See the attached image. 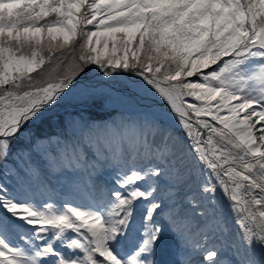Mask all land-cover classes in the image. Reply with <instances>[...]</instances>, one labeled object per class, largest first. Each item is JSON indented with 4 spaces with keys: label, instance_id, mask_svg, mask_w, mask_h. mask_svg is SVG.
Wrapping results in <instances>:
<instances>
[{
    "label": "snow or ice",
    "instance_id": "1",
    "mask_svg": "<svg viewBox=\"0 0 264 264\" xmlns=\"http://www.w3.org/2000/svg\"><path fill=\"white\" fill-rule=\"evenodd\" d=\"M90 65L111 99L144 101L143 119L26 137L96 94ZM22 138L52 172L87 173L89 203L41 199L38 166L8 167ZM101 139L119 150L90 152ZM218 192L239 230L231 261L213 243L230 232ZM170 238L199 264H264V0H0V264H165Z\"/></svg>",
    "mask_w": 264,
    "mask_h": 264
},
{
    "label": "rangeland",
    "instance_id": "2",
    "mask_svg": "<svg viewBox=\"0 0 264 264\" xmlns=\"http://www.w3.org/2000/svg\"><path fill=\"white\" fill-rule=\"evenodd\" d=\"M89 68L91 69V71H89L88 69H86L87 79L89 78L88 80H92V81H96V82H100V81H103V80L110 81L109 79L105 78L102 75V73L97 69V67L95 65H90ZM82 75H84V74L82 73ZM98 94H99V92H96V94L92 97V99H91L92 102H95L96 98H98V97L99 98H104V99L107 98V96L100 97V96H98ZM88 100L89 99L82 100L80 98L71 99L69 101H65L63 103H60L57 107L54 108V110H56L55 112H60L61 110L72 108L73 104L76 103V102L82 103V105L83 104H86V103H90V101H88ZM159 103L162 104L161 102H159ZM82 105H80L79 107H82ZM108 105L110 106V108H113L114 106H116V102H112L111 101V102L108 103ZM161 110H164V109H161ZM169 124L172 125V128L173 129H178V130L182 131L180 129V127L174 121L169 122ZM33 133H35V131ZM177 139H184V138H181V136L177 135ZM184 142L187 143L186 139H184ZM18 150L21 152L23 149H18ZM10 158H11V156H10ZM257 247L258 248H261L259 246H257Z\"/></svg>",
    "mask_w": 264,
    "mask_h": 264
},
{
    "label": "bare ground",
    "instance_id": "3",
    "mask_svg": "<svg viewBox=\"0 0 264 264\" xmlns=\"http://www.w3.org/2000/svg\"><path fill=\"white\" fill-rule=\"evenodd\" d=\"M90 83H92V84H94V85L97 86L96 87V92L101 91V92L105 93L106 90H107V88H108V86L110 85L111 82L110 81H101V82H90ZM115 88L118 91H120V92H126L127 91L126 89L121 88L120 84H116L115 85ZM182 146H183V144H182ZM189 156H191L190 153H189ZM217 196L223 202L224 211H225L224 213L228 214V220H229L228 221V228L230 229V232H229L228 237H230L231 238V241H232L234 239L233 238L234 234H237L239 230L238 231H235L236 225L232 221V217H231V213H230L229 208H228L227 201L224 200V197L219 192L217 193ZM260 252L263 253V254L260 253V256L264 257V249H261Z\"/></svg>",
    "mask_w": 264,
    "mask_h": 264
}]
</instances>
